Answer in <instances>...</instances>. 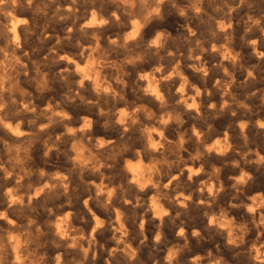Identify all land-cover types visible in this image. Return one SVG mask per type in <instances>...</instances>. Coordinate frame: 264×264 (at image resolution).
<instances>
[{
  "label": "clouds",
  "instance_id": "obj_1",
  "mask_svg": "<svg viewBox=\"0 0 264 264\" xmlns=\"http://www.w3.org/2000/svg\"><path fill=\"white\" fill-rule=\"evenodd\" d=\"M0 264H264V0H0Z\"/></svg>",
  "mask_w": 264,
  "mask_h": 264
}]
</instances>
